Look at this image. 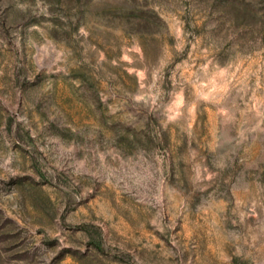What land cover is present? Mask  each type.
<instances>
[{
	"label": "rangeland",
	"instance_id": "374dc122",
	"mask_svg": "<svg viewBox=\"0 0 264 264\" xmlns=\"http://www.w3.org/2000/svg\"><path fill=\"white\" fill-rule=\"evenodd\" d=\"M0 264H264V0H0Z\"/></svg>",
	"mask_w": 264,
	"mask_h": 264
}]
</instances>
